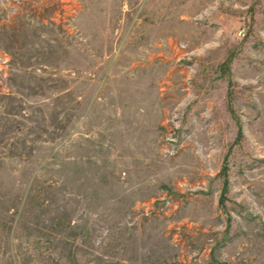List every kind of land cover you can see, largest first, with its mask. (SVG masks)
I'll return each instance as SVG.
<instances>
[{"label": "rangeland", "instance_id": "rangeland-1", "mask_svg": "<svg viewBox=\"0 0 264 264\" xmlns=\"http://www.w3.org/2000/svg\"><path fill=\"white\" fill-rule=\"evenodd\" d=\"M0 264H264V0H0Z\"/></svg>", "mask_w": 264, "mask_h": 264}, {"label": "built area", "instance_id": "built-area-1", "mask_svg": "<svg viewBox=\"0 0 264 264\" xmlns=\"http://www.w3.org/2000/svg\"><path fill=\"white\" fill-rule=\"evenodd\" d=\"M242 32H244V30Z\"/></svg>", "mask_w": 264, "mask_h": 264}]
</instances>
